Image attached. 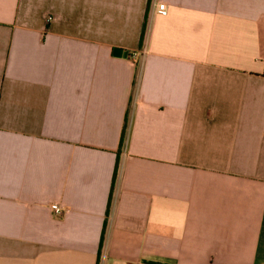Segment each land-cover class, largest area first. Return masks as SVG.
Instances as JSON below:
<instances>
[{"label": "crops", "instance_id": "crops-1", "mask_svg": "<svg viewBox=\"0 0 264 264\" xmlns=\"http://www.w3.org/2000/svg\"><path fill=\"white\" fill-rule=\"evenodd\" d=\"M0 264H264V0H0Z\"/></svg>", "mask_w": 264, "mask_h": 264}, {"label": "built area", "instance_id": "built-area-1", "mask_svg": "<svg viewBox=\"0 0 264 264\" xmlns=\"http://www.w3.org/2000/svg\"><path fill=\"white\" fill-rule=\"evenodd\" d=\"M158 10L161 13H165V11H166L165 5L164 4L158 5ZM141 53L143 54L144 52H141ZM137 54L138 53H133L132 56L135 57V56H137ZM52 209L54 210L55 213L61 212V210L59 209V207L57 205L52 206Z\"/></svg>", "mask_w": 264, "mask_h": 264}, {"label": "trees", "instance_id": "trees-1", "mask_svg": "<svg viewBox=\"0 0 264 264\" xmlns=\"http://www.w3.org/2000/svg\"><path fill=\"white\" fill-rule=\"evenodd\" d=\"M116 169H117V168H116ZM116 169H115V170H116Z\"/></svg>", "mask_w": 264, "mask_h": 264}]
</instances>
